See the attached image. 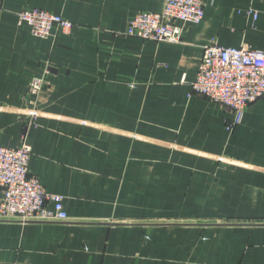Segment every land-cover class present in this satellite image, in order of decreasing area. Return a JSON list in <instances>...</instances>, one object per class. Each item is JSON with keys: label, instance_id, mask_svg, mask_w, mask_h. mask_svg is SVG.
<instances>
[{"label": "crops", "instance_id": "obj_1", "mask_svg": "<svg viewBox=\"0 0 264 264\" xmlns=\"http://www.w3.org/2000/svg\"><path fill=\"white\" fill-rule=\"evenodd\" d=\"M164 1L0 0V146L27 135L69 215L0 219V264H264V97L229 131L232 111L191 87L211 39L264 51V0H202L181 43L126 36ZM31 9L74 27L36 38Z\"/></svg>", "mask_w": 264, "mask_h": 264}, {"label": "built area", "instance_id": "obj_2", "mask_svg": "<svg viewBox=\"0 0 264 264\" xmlns=\"http://www.w3.org/2000/svg\"><path fill=\"white\" fill-rule=\"evenodd\" d=\"M0 12H2L0 10ZM20 26H28L34 37L48 39L55 33H69L74 24L42 9L17 13ZM258 14H254V21ZM205 19L202 0H165L161 12L138 13L129 23L127 37L143 41L181 43L188 25H200ZM30 83L29 95L40 96L45 76ZM192 91L230 109L234 115L228 124L232 131L244 119L248 106L264 97V51L247 47L225 48L216 39L204 47ZM31 116L38 113L31 111ZM33 155L28 136L16 148L0 146V190L3 197L0 219H19L42 223L66 222L69 215L63 197L46 191L41 180L30 173Z\"/></svg>", "mask_w": 264, "mask_h": 264}]
</instances>
